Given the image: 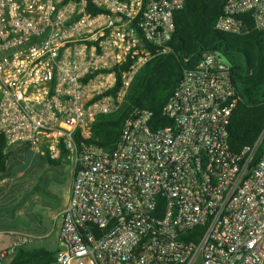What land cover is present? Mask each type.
Returning a JSON list of instances; mask_svg holds the SVG:
<instances>
[{"label":"built area","instance_id":"obj_1","mask_svg":"<svg viewBox=\"0 0 264 264\" xmlns=\"http://www.w3.org/2000/svg\"><path fill=\"white\" fill-rule=\"evenodd\" d=\"M187 1L0 0V134L73 165L59 264H264V152L230 149L236 90L215 52L184 71L163 109L171 125L153 130L136 110L111 151L75 139L118 110L148 60L106 97L125 56L170 51ZM215 29L264 39V0H228ZM9 237L0 260L32 241Z\"/></svg>","mask_w":264,"mask_h":264},{"label":"trees","instance_id":"obj_2","mask_svg":"<svg viewBox=\"0 0 264 264\" xmlns=\"http://www.w3.org/2000/svg\"><path fill=\"white\" fill-rule=\"evenodd\" d=\"M228 0H188L175 14V30L169 43L170 51L157 53L152 46L134 49L112 71L116 74L113 88L104 96H116L124 80L139 57L148 60L133 75L118 110L95 117L87 134L76 132L78 142L93 143L106 151L116 146L126 119L136 110L151 113L153 130L171 125L163 109L178 88L184 71L194 68L203 54L220 53L230 65L237 103L228 125V142L233 153L260 141L256 153L264 152V39L263 34L251 30L244 35L219 32L215 24ZM89 11H97L89 6ZM223 61V60H222ZM225 62V61H224ZM7 142L0 134V174L7 168ZM59 251L19 249L10 264H54Z\"/></svg>","mask_w":264,"mask_h":264},{"label":"crops","instance_id":"obj_3","mask_svg":"<svg viewBox=\"0 0 264 264\" xmlns=\"http://www.w3.org/2000/svg\"><path fill=\"white\" fill-rule=\"evenodd\" d=\"M6 152L7 168L0 174V254L8 251L12 232L32 239L25 250L59 251L58 233L73 181V171L68 174L63 166L68 158L17 145H7ZM14 257L6 254L0 264H10Z\"/></svg>","mask_w":264,"mask_h":264},{"label":"rangeland","instance_id":"obj_4","mask_svg":"<svg viewBox=\"0 0 264 264\" xmlns=\"http://www.w3.org/2000/svg\"><path fill=\"white\" fill-rule=\"evenodd\" d=\"M63 166L65 170L68 172V174H71V172L73 171V165L70 159L64 160Z\"/></svg>","mask_w":264,"mask_h":264},{"label":"water","instance_id":"obj_5","mask_svg":"<svg viewBox=\"0 0 264 264\" xmlns=\"http://www.w3.org/2000/svg\"><path fill=\"white\" fill-rule=\"evenodd\" d=\"M217 55H218V57H219L221 60L227 62L226 59L222 56V54L218 53Z\"/></svg>","mask_w":264,"mask_h":264}]
</instances>
